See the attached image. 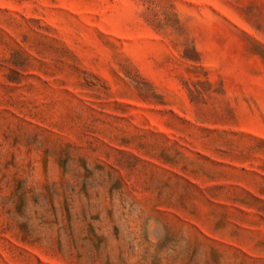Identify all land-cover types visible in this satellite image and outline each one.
Segmentation results:
<instances>
[{
    "label": "rangeland",
    "instance_id": "374dc122",
    "mask_svg": "<svg viewBox=\"0 0 264 264\" xmlns=\"http://www.w3.org/2000/svg\"><path fill=\"white\" fill-rule=\"evenodd\" d=\"M0 264H264V0H0Z\"/></svg>",
    "mask_w": 264,
    "mask_h": 264
}]
</instances>
